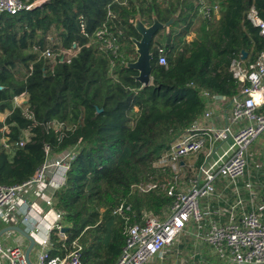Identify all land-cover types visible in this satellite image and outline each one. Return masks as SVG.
Masks as SVG:
<instances>
[{
	"label": "trees",
	"instance_id": "1",
	"mask_svg": "<svg viewBox=\"0 0 264 264\" xmlns=\"http://www.w3.org/2000/svg\"><path fill=\"white\" fill-rule=\"evenodd\" d=\"M23 1L31 6L0 13V113L10 109L0 121V184L29 179L46 158L45 144L52 153L74 150L55 193L67 238L53 230L49 253L63 255L78 240L84 264H115L126 227L148 214L164 218L173 202L163 187L141 192L137 185L167 182L170 169L154 165L159 156L202 117L208 99L240 93L231 62L246 52L248 66L264 50V35L248 17L254 7L264 20V0ZM137 16L147 25L154 16L162 23L174 17L152 39L149 85L127 66L137 58ZM105 26L118 38L116 52L101 48L97 32ZM74 44L77 53L61 61ZM22 93L27 102L12 106ZM3 136L15 146L12 157ZM121 203L129 208L114 214Z\"/></svg>",
	"mask_w": 264,
	"mask_h": 264
},
{
	"label": "built area",
	"instance_id": "2",
	"mask_svg": "<svg viewBox=\"0 0 264 264\" xmlns=\"http://www.w3.org/2000/svg\"><path fill=\"white\" fill-rule=\"evenodd\" d=\"M30 6L23 0H0V13L14 14ZM213 10L219 14L218 5H214ZM200 13H210L205 2H202ZM248 17L264 35V20L254 7ZM97 37L102 49L116 52L118 38L107 26L97 32ZM77 51L76 44L62 50L60 60L69 62ZM43 54L47 57L55 55L51 48H46ZM159 63H167L164 53L159 55ZM230 69L240 93L230 99V110L224 123L219 126L210 123L213 112L206 109L203 118L195 120L155 161V166L170 169L169 180L142 182L137 188L148 192L163 187L173 202L165 210L164 218L148 214L144 222L126 227L125 244L115 264H153L152 258L192 224L196 226L197 237L224 262H264V221L256 208L247 206L242 194L243 187L250 193L253 189V182L245 178L249 168V147L264 132V50L248 66L242 57L234 58ZM24 95L14 96L13 101L17 105L27 102V97L22 98ZM49 126L58 131L63 124L52 122ZM26 139L17 145L22 146ZM2 142L12 157L15 146L4 136ZM44 150V162L29 179L13 185L0 184V220L9 225L24 224V229L35 238L38 252L36 260H31L33 264H84L78 240H74L73 249L63 255L49 253L53 230H57L61 239L67 238L62 231L64 214L55 208V193L65 183L74 150L66 148L52 153L48 144ZM220 179L227 181V187H231L235 195L232 201L229 200V218L224 223L212 221L204 230L203 202L216 194ZM127 208L128 205L121 203L113 212L123 215ZM0 264H28L25 249L19 244L4 245L0 240Z\"/></svg>",
	"mask_w": 264,
	"mask_h": 264
},
{
	"label": "crops",
	"instance_id": "3",
	"mask_svg": "<svg viewBox=\"0 0 264 264\" xmlns=\"http://www.w3.org/2000/svg\"><path fill=\"white\" fill-rule=\"evenodd\" d=\"M192 38L193 36L189 37L188 39L190 40ZM207 109H210L213 112L210 123L218 126L222 125L226 119V115L230 110V100L220 97H217L215 99H208ZM8 113L6 112L5 117ZM200 118H203V115ZM260 135L264 136V132ZM257 137L254 140H256ZM255 152L257 154H260L261 156H264V139L260 148ZM255 152L251 150L250 145L248 150L249 164L250 160L252 159L253 153ZM249 180L253 182L252 193H250L249 190L243 187L242 194L247 200V206L249 208L251 206L256 208L260 213L262 219L264 220V180L259 181V184L256 180L250 177ZM242 182H240V184L243 185ZM228 185L229 184H227L226 180H218L216 184V194L213 196V198L204 199V230L208 228L209 223L212 221L220 223L228 221L229 200L232 201L235 198L233 189L231 187H227ZM8 225L9 224L0 220L1 242L4 245L19 244L24 249H26L29 241L19 232L13 231L15 232L14 236L7 235V233L10 234L11 231L3 232L5 227ZM19 225L25 228L24 224L21 223ZM18 234L21 238H17V236H19ZM37 252L38 249L34 246L30 254V258L32 261L36 260ZM151 261L153 264H226V262L221 260L205 241L203 242L197 237L196 226L193 224L189 225L186 230H184V232H182V234L177 237L172 244L165 246L158 254H156L152 258Z\"/></svg>",
	"mask_w": 264,
	"mask_h": 264
},
{
	"label": "water",
	"instance_id": "4",
	"mask_svg": "<svg viewBox=\"0 0 264 264\" xmlns=\"http://www.w3.org/2000/svg\"><path fill=\"white\" fill-rule=\"evenodd\" d=\"M173 20L174 17H172L166 23H162L161 21L158 20L156 16H154L153 22L150 25H147L140 19L139 16H137L135 19L134 26L140 35V38H135V37L132 38L135 44L137 58L134 61L128 62L127 66L138 72L135 77L136 80L142 83V85H149L152 81V76H151L152 53L150 51L152 39L159 29L170 25V23ZM246 55L247 53L243 52L242 58L244 59ZM1 88L2 85H0V89ZM218 97L224 98V96L222 95H219ZM67 229H68L67 226L62 227V231H66ZM8 231H17L29 241V244L25 249V257L28 264H33L30 258V254L36 244L35 238L20 225L15 224V225L6 226L3 232H8ZM254 264H264V262L254 263Z\"/></svg>",
	"mask_w": 264,
	"mask_h": 264
},
{
	"label": "rangeland",
	"instance_id": "5",
	"mask_svg": "<svg viewBox=\"0 0 264 264\" xmlns=\"http://www.w3.org/2000/svg\"><path fill=\"white\" fill-rule=\"evenodd\" d=\"M192 36H193V34H190L188 36V38L192 37ZM23 97L26 98L27 95L22 96V98ZM11 104H12V106H15L17 104V102L13 101ZM11 104H9V105H11ZM9 110L10 109H6L4 112L0 113V121L1 120L3 121L5 119L6 112L8 113ZM263 139H264L263 135L258 136L257 139L254 140L253 143H251V150L254 152L257 151V149L260 148ZM249 165L250 166H249V170H248V175L245 176V178L250 177V178L256 180L257 183L259 184V181L264 180V156H261L260 154H257L256 152L253 153V156H252V159L250 160ZM14 234H15V232H13V231H11L10 234L7 233V235H11V236H14ZM17 238H21L20 235L17 236Z\"/></svg>",
	"mask_w": 264,
	"mask_h": 264
}]
</instances>
